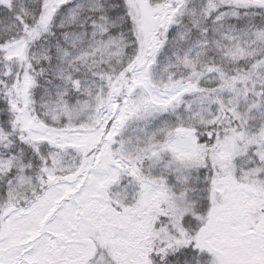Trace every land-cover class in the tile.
Instances as JSON below:
<instances>
[{
  "label": "snow or ice",
  "instance_id": "snow-or-ice-1",
  "mask_svg": "<svg viewBox=\"0 0 264 264\" xmlns=\"http://www.w3.org/2000/svg\"><path fill=\"white\" fill-rule=\"evenodd\" d=\"M0 264H264V0H0Z\"/></svg>",
  "mask_w": 264,
  "mask_h": 264
}]
</instances>
